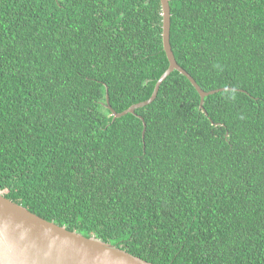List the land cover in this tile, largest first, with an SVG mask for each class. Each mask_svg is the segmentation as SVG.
<instances>
[{
	"label": "trees",
	"instance_id": "obj_1",
	"mask_svg": "<svg viewBox=\"0 0 264 264\" xmlns=\"http://www.w3.org/2000/svg\"><path fill=\"white\" fill-rule=\"evenodd\" d=\"M169 8L228 89L173 71L114 118L168 67L159 0H0V194L153 264H264V0Z\"/></svg>",
	"mask_w": 264,
	"mask_h": 264
},
{
	"label": "water",
	"instance_id": "obj_2",
	"mask_svg": "<svg viewBox=\"0 0 264 264\" xmlns=\"http://www.w3.org/2000/svg\"><path fill=\"white\" fill-rule=\"evenodd\" d=\"M162 16V47L168 67L155 83L149 99L131 105L121 113L110 106L114 118L135 114V110L150 104L157 96L161 83L173 71L185 76L200 96V108L206 96L228 88L202 90L195 80L175 60L170 45L169 0H159ZM106 102L108 98L106 96ZM145 124L143 123L142 139ZM0 264H153L129 254L110 243L94 237H85L77 232L47 221L31 213L25 207L0 194Z\"/></svg>",
	"mask_w": 264,
	"mask_h": 264
}]
</instances>
